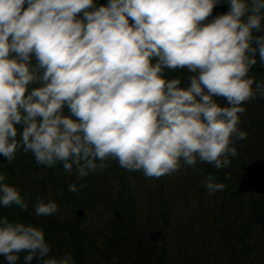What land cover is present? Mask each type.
Here are the masks:
<instances>
[{"label":"clouds","instance_id":"obj_1","mask_svg":"<svg viewBox=\"0 0 264 264\" xmlns=\"http://www.w3.org/2000/svg\"><path fill=\"white\" fill-rule=\"evenodd\" d=\"M258 62L264 0H0V156L30 152L78 181L110 160L156 178L226 168L248 135L246 103L264 99ZM177 69L189 75L170 77ZM202 185L209 196L225 188L212 173ZM0 206L29 208L5 171ZM32 208L50 216L58 205L38 196ZM50 252L42 227L0 216L6 264L20 253L22 264H76Z\"/></svg>","mask_w":264,"mask_h":264},{"label":"rangeland","instance_id":"obj_2","mask_svg":"<svg viewBox=\"0 0 264 264\" xmlns=\"http://www.w3.org/2000/svg\"><path fill=\"white\" fill-rule=\"evenodd\" d=\"M250 74L257 80H264V68L259 66V62L253 67ZM176 75L186 76L189 73L186 70L177 69L174 74H170V77ZM245 108L246 111L241 116V127L248 132V135L246 139L236 141L235 161H232L233 157H230V163L226 168L217 170L204 162L197 164V170L187 166L175 173L162 175L158 178L145 177L142 174L139 179L137 176L130 175L126 180L128 188L125 189V192L134 197L126 207L133 209V213L140 217L146 218L148 213L147 219L150 216L154 218V222L150 219L144 222L145 224L143 219L136 222L139 230L137 234H140V236L137 235V238L144 246L152 243L155 245V253L160 256L165 255L162 253L165 252L166 247L167 255H170L176 263L183 261L187 264H207L203 256L208 253L199 250L204 248L199 244V239L205 237V233L208 232L202 230L201 227L212 226L214 216L220 215L221 207V217L224 218L222 221L229 218L230 222L241 223L243 227L238 229L233 243L236 250L232 254V258L235 260L233 259L229 264H264V234H262L260 226L255 225L250 228L248 225L251 222L264 225V209L259 207L258 198L249 196L250 194H242L238 200H233L232 196L236 190L238 191V183L243 175V169L253 161L264 159V99L250 100L246 103ZM237 157L240 158L239 161L236 160ZM209 173L216 176L217 182H222L225 185L222 191H218L212 196L207 194L202 185V180ZM123 175L125 178L128 172ZM142 182L144 189L138 188ZM181 185L182 187H179ZM139 191L147 193L149 197L141 196L136 200ZM156 194L158 195L157 199H160L158 200L160 205L153 200ZM261 203L264 204V200H261ZM66 213L69 214L68 209H66ZM203 213H206L204 219H202ZM84 216H86L85 219L82 218L76 231L96 239L93 241L95 249L90 252L86 264H129L127 260H122V254L117 249V242L112 240L109 230L105 228L108 222L102 226L100 217L92 212L84 211ZM111 219H114L113 215ZM250 219L253 221L250 222ZM104 220L107 221V219ZM153 241L155 242L153 243ZM212 245L211 247H214L216 243ZM107 248L108 250L113 249L108 253V256L105 255L104 260L100 259V252ZM230 248L228 247L227 251H224L222 262L227 259V254H230L228 251ZM220 251L223 250L220 249ZM218 253L220 252L212 251L216 260L219 258ZM119 254L120 258L118 259ZM199 256L200 261L196 259ZM73 257L75 258V254ZM19 261L21 263L22 259ZM161 261L164 262L165 259H161Z\"/></svg>","mask_w":264,"mask_h":264},{"label":"trees","instance_id":"obj_3","mask_svg":"<svg viewBox=\"0 0 264 264\" xmlns=\"http://www.w3.org/2000/svg\"><path fill=\"white\" fill-rule=\"evenodd\" d=\"M174 72L175 71L169 72V76L170 74L171 75L174 74ZM234 159L235 157L232 158V161ZM236 160L239 161L240 158L237 157ZM107 165L108 166L103 171H97L94 173H90L87 177L81 178V180L78 181L75 176V169H73V173L69 175L68 173L64 171L62 165L59 162H57L56 166L60 171V179H61L60 184L61 185L64 184V180H67V181L75 180L78 187L81 183L85 185L82 188L79 187L78 191H79V194H81V198L79 197L80 199L78 198V201L80 202L77 201V203L73 206H76V207L82 206L87 209V212L89 213L92 212V214H97L98 217H100L101 225H105L106 222H108L105 228L109 230L110 232L109 235L112 238V240L116 241L117 242L116 244L120 246L119 253L122 254L123 261L127 260L129 264H164L165 262L167 263V261H169V264H187V262H183V261H180V263L174 262L171 256L167 255L168 251L166 247H165V252L162 253L165 255L160 256L157 253H155V248H153L154 245H152V243H148V245L144 246L138 240L137 237L140 236V234H137L139 233V230H138V225L136 222L143 219L142 221L144 223V222H147L148 219L153 220L154 218L150 216L147 219L148 213L145 216L146 218L140 217V215L133 213L134 212L133 209H128L126 205L129 202H132L131 200L134 197L133 195L130 196L129 193L125 192V189L128 188L127 187L128 185L126 184V180L129 179L130 175H132V177L137 176V178L139 179L140 175H141L140 178L142 177V173L139 171H134V172L127 171L121 168L120 166H118V164L114 160L108 161ZM125 172L126 173L128 172V175L124 178L123 174ZM179 187H182V185ZM138 188L144 189L143 182ZM179 190H181V188H179ZM46 191L49 192V188L45 184V192ZM143 193L144 192L141 193L139 191V196L136 198V200L141 198V196L149 197L147 193H144V194ZM62 194H60V200H59V205L61 203L60 212L63 207L62 203L70 202L72 200L71 198L69 199L67 197L66 192L64 193V195ZM150 194L153 195L152 193ZM225 194H226V191H225ZM241 195L242 194H240L236 190L235 193L232 195L233 200L234 199L238 200L241 197ZM249 196H254L255 198H258L259 207H262V209H264V204L261 203V200H264V195L250 194ZM46 198H48L47 194H46ZM157 198H158V195L156 194L153 200H155L157 204L160 205L159 204L160 201H158L160 199H157ZM148 207L150 208V206ZM221 209L222 208L220 207V211H219L220 215L214 216V224L212 226H209L208 228L203 227V226L201 227L202 230H204L205 232H208V233H205L204 235L205 237H202L201 240L199 239V244L204 246L203 249H199V250L202 252L205 251L204 253H208L206 256H203L204 259H206L207 264H229L230 262H232V260L234 259L232 258V254L236 250L233 243L235 241V237H236L238 229L243 228L241 223H238V222L235 223L233 221L230 222L229 218L228 220L222 221L224 218L221 217L222 215ZM58 210L59 209H57L56 213H58ZM114 214L119 215L118 220H116L115 217L114 219H111V216L112 215L114 216ZM205 214L206 213H203L202 219L205 218ZM51 216L52 215H50V217ZM104 219H107V221H105ZM251 221H253V219H250V222ZM58 222H59V225L56 227H60V230H59L60 236L59 237L56 236L54 238V242L49 241V234L47 233L48 226L47 224H45L44 226L45 238L51 245L50 255H60L65 252H69L68 246L72 245V240L74 241L76 239L75 237H73L74 235H76L75 230L70 228V226H68L67 223L62 221V216H61V220L58 219ZM251 223L248 224L250 228L255 225L260 226L259 228H261L262 234H264V225L262 223H254V224L252 223V225ZM235 225L237 226L234 227ZM154 242L155 241H153V243ZM214 243H216V245L214 247H211L213 246L212 244ZM65 245L67 246L68 250H64ZM228 247L229 248L231 247L230 248L231 250L230 249L228 250L230 254L229 255L227 254L228 256L227 259L224 262H222L224 260V258H222V255L224 254V251H227ZM220 249L223 251H220ZM213 250L216 252L217 251L220 252L218 253L219 254L218 260H216L215 255L212 254ZM109 252L110 251H108V253ZM100 255L105 257L106 254L100 253ZM119 258H120V254H119L118 259ZM161 259H165V261L162 262ZM196 259L200 261V256L196 257Z\"/></svg>","mask_w":264,"mask_h":264},{"label":"flooded vegetation","instance_id":"obj_4","mask_svg":"<svg viewBox=\"0 0 264 264\" xmlns=\"http://www.w3.org/2000/svg\"><path fill=\"white\" fill-rule=\"evenodd\" d=\"M0 171L6 172V182L19 186L21 194H27V197L29 199V208L27 211H22L18 207L0 206V216H7L9 220H18L25 223H31L34 226L42 227L43 230L45 224H47V233L49 234L50 242H54V238L56 236H60V227L56 226L59 225L58 219L61 220L62 216V221L67 223L68 226H70V228H72L76 232V235L73 236L76 239L74 241L72 240V245L68 246L69 252H71L72 255L75 254L76 264H86L87 259L89 260L90 252L94 251L95 249L93 241H96V239L94 240L92 239L93 236H89L82 232L76 231V227L80 225L82 218L83 220L85 219L86 216H84V211L87 212V209L82 206H73L77 203L78 198H81V194H79V191H68V185L70 183H76L75 180H64V184L61 185L60 171L57 166L55 165L54 167L48 168L43 165L37 164L30 152H18L15 159L11 163H8L2 156H0ZM45 184L48 186L49 192H45ZM77 188L79 189L78 185ZM65 192L67 194V197L69 199L71 198L72 200L70 202L62 203L63 207L60 212V194L63 193L62 195H64ZM46 194L48 198H46ZM38 196L43 198L45 201L49 199L54 201L56 200L58 205L57 209H59L58 213L52 214L51 217L35 215L32 204ZM66 209H68L69 214L66 213ZM78 212H80V215H78ZM114 217L116 220H118L119 215L114 214ZM119 248L120 246H117L118 250ZM153 248H155V245L153 246ZM68 249L65 245L64 250ZM111 249L113 248H110L109 250L107 248L100 253H105L108 256V251H111ZM24 254L25 253H20L21 259ZM99 256L100 259L104 260L105 257L101 255ZM0 257V264H6L4 258L2 256ZM17 264H22V262L20 263V261H18ZM164 264H169V261H167V263L165 262Z\"/></svg>","mask_w":264,"mask_h":264},{"label":"water","instance_id":"obj_5","mask_svg":"<svg viewBox=\"0 0 264 264\" xmlns=\"http://www.w3.org/2000/svg\"><path fill=\"white\" fill-rule=\"evenodd\" d=\"M99 3H105V0H100ZM226 10L225 6H216L213 9V15ZM238 192L240 194L264 195V160L254 161L243 169V175L238 183Z\"/></svg>","mask_w":264,"mask_h":264}]
</instances>
